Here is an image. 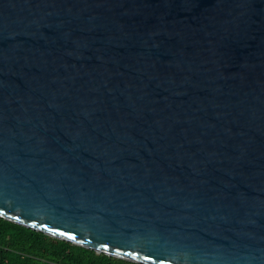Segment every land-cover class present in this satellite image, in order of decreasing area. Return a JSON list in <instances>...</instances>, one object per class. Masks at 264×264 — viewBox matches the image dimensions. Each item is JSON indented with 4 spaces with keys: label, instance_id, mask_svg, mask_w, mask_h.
I'll return each mask as SVG.
<instances>
[{
    "label": "water",
    "instance_id": "95a60500",
    "mask_svg": "<svg viewBox=\"0 0 264 264\" xmlns=\"http://www.w3.org/2000/svg\"><path fill=\"white\" fill-rule=\"evenodd\" d=\"M0 218L264 264V0H0Z\"/></svg>",
    "mask_w": 264,
    "mask_h": 264
},
{
    "label": "trees",
    "instance_id": "16d2710c",
    "mask_svg": "<svg viewBox=\"0 0 264 264\" xmlns=\"http://www.w3.org/2000/svg\"><path fill=\"white\" fill-rule=\"evenodd\" d=\"M0 264H139L0 218Z\"/></svg>",
    "mask_w": 264,
    "mask_h": 264
}]
</instances>
